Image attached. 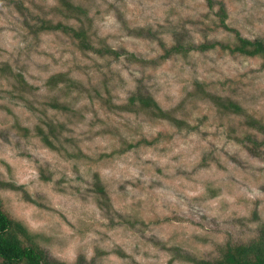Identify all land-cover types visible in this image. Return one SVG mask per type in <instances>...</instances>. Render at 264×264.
<instances>
[{"label":"clouds","instance_id":"9594fccd","mask_svg":"<svg viewBox=\"0 0 264 264\" xmlns=\"http://www.w3.org/2000/svg\"><path fill=\"white\" fill-rule=\"evenodd\" d=\"M0 264H264V0H0Z\"/></svg>","mask_w":264,"mask_h":264}]
</instances>
